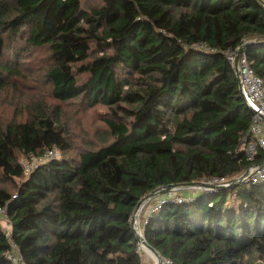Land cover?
<instances>
[{
	"label": "trees",
	"instance_id": "1",
	"mask_svg": "<svg viewBox=\"0 0 264 264\" xmlns=\"http://www.w3.org/2000/svg\"><path fill=\"white\" fill-rule=\"evenodd\" d=\"M246 54L264 81V0H0V92L21 79L22 55L48 53L45 81L68 102L109 107L110 139L77 157L60 118L38 103L0 121V264H142L137 204L171 183L234 179L252 164L239 149L253 112L227 52ZM80 76H84L81 80ZM63 156L26 176L18 153ZM264 160L260 150L255 163ZM234 203H232V200ZM178 264H264V180L169 203L144 226Z\"/></svg>",
	"mask_w": 264,
	"mask_h": 264
},
{
	"label": "rangeland",
	"instance_id": "2",
	"mask_svg": "<svg viewBox=\"0 0 264 264\" xmlns=\"http://www.w3.org/2000/svg\"><path fill=\"white\" fill-rule=\"evenodd\" d=\"M102 0H84V7L89 9L100 5ZM48 53L45 49L35 48L22 55L21 79H10L6 89L0 92V121L8 123L12 120H26L29 114H33L38 103H43L45 109H49L60 118V126L69 137L72 149L66 155L77 157L82 150L92 146L98 147L110 139V131L105 119L111 117L109 107L103 104L89 106L85 99L78 98L68 102L58 101L51 95L50 85L45 81ZM83 80L84 76H80ZM19 160L25 166V175L28 176L34 168L46 163L44 157L24 155L18 153ZM63 154L61 153L62 157ZM23 177H15L13 180L4 178L0 168V186L14 190ZM179 187V186H178ZM228 187V186H227ZM196 188H183L177 192L188 194L196 191ZM159 195H156L157 198ZM152 198V200H153ZM234 203L233 199L231 200ZM149 211V200L146 199L141 207V219L144 221ZM5 230L10 233L12 227L7 221L2 220ZM148 222V221H147ZM144 230V228H143ZM147 250V249H146ZM143 258L149 256L147 263L155 264L157 257L145 254L141 249Z\"/></svg>",
	"mask_w": 264,
	"mask_h": 264
},
{
	"label": "built area",
	"instance_id": "3",
	"mask_svg": "<svg viewBox=\"0 0 264 264\" xmlns=\"http://www.w3.org/2000/svg\"><path fill=\"white\" fill-rule=\"evenodd\" d=\"M237 49H230L227 52L228 60L233 64L235 68ZM239 88L244 97V100L248 107L252 110L253 122L250 127L249 136L245 137L244 141L240 144L239 149L245 154L247 160L251 161V166L247 169L248 173L243 178L242 182L249 183H259L264 180V160L260 163H255V159L262 149L264 150V81L258 75V73L253 68L250 60L244 51L237 64ZM61 151L58 148H49L45 154L42 156L48 162L52 159L61 158ZM33 171V170H32ZM231 179L225 177H210L201 180L202 183L198 184H185L179 185L174 190L169 191L165 194H160L157 198H149V211L144 223H146L151 216L157 213L163 208V206L169 203H185L192 202L194 200V195L181 194L177 192L180 189L186 188H196L199 192H216L220 188L227 187L231 184ZM156 197V196H155ZM2 220L7 221L11 225L8 214V206H0V222L3 224ZM141 219V208L134 212V222L133 226L139 235L145 237L144 230L142 227ZM4 227V226H3ZM12 227V225H11ZM7 232V231H6ZM8 233V232H7ZM12 229L8 235L10 236ZM13 250L9 252L8 257L15 263H20L21 256L17 251L16 245L12 243ZM140 250H146L145 244L139 241ZM158 262L155 261V264ZM160 264H178L170 257L163 256Z\"/></svg>",
	"mask_w": 264,
	"mask_h": 264
},
{
	"label": "water",
	"instance_id": "4",
	"mask_svg": "<svg viewBox=\"0 0 264 264\" xmlns=\"http://www.w3.org/2000/svg\"><path fill=\"white\" fill-rule=\"evenodd\" d=\"M247 42H243L241 44V46L238 48V51H237V56H236V62H235V70H236V73L238 74V71H237V64H238V61L241 57V54L245 51L246 52V46H247ZM248 173V170H246L245 172H243L242 174H240L238 177L234 178V179H231V184L229 186H231L232 184H235V183H240L243 181V178L247 175ZM198 183H202L201 181H191V182H187V183H171V184H168L164 187H161V188H157L151 192H149L147 195H145L144 197L141 198V200L139 201V203L137 204V207L135 209V212L138 211L141 207H142V203L146 200V199H149V198H152V197H155L156 195H160V194H165V193H168L169 191L171 190H174L176 189L179 185H185V184H198ZM134 222V214L132 216V223ZM137 237H138V240L140 242H143L145 244V246H147L149 249H151L155 254L156 256L158 257V262L157 264H160V262L162 261V258H163V255L154 247L152 246L151 244H149L146 240L145 237L139 235L137 233Z\"/></svg>",
	"mask_w": 264,
	"mask_h": 264
},
{
	"label": "crops",
	"instance_id": "5",
	"mask_svg": "<svg viewBox=\"0 0 264 264\" xmlns=\"http://www.w3.org/2000/svg\"><path fill=\"white\" fill-rule=\"evenodd\" d=\"M198 192H199V191L196 190V191L188 192V194H190V195H196ZM142 222H143V223H142V227L144 228L145 223H144V221H142ZM144 252H145V254H149L147 250H145ZM149 259H150L149 256H146V257H145V260H144V258H143V263H147V261H148Z\"/></svg>",
	"mask_w": 264,
	"mask_h": 264
},
{
	"label": "bare ground",
	"instance_id": "6",
	"mask_svg": "<svg viewBox=\"0 0 264 264\" xmlns=\"http://www.w3.org/2000/svg\"><path fill=\"white\" fill-rule=\"evenodd\" d=\"M145 248L147 249V251H149L152 255L156 256V254L151 250L149 249L147 246H145ZM157 257V256H156Z\"/></svg>",
	"mask_w": 264,
	"mask_h": 264
}]
</instances>
